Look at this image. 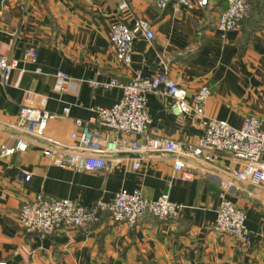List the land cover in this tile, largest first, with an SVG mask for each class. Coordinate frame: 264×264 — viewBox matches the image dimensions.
<instances>
[{"label":"crops","instance_id":"0c3cea01","mask_svg":"<svg viewBox=\"0 0 264 264\" xmlns=\"http://www.w3.org/2000/svg\"><path fill=\"white\" fill-rule=\"evenodd\" d=\"M120 1L0 0V53L15 61L9 82L0 78V147L19 138L27 142L24 150L0 154V262L264 264V181L255 185L234 178L230 169L239 163L234 158L222 155L209 162L181 152L120 150L107 156L105 168L73 170L43 155L46 137L74 142L75 118L87 119L96 106L120 98L119 86L100 83L112 77L126 81L137 72L165 71L187 89L188 100L200 85L210 88L203 114H176L169 108L170 96L148 92L150 136L185 146L197 142L205 118L239 127L249 114L258 116L264 129V0H246L249 14L239 29L227 31L217 27L225 0H208L205 6L192 0L190 7L177 9L172 2L159 8L153 0H126L120 8ZM140 17L150 21L154 35H137L125 64L111 46V26L117 20L131 26ZM29 47L36 50L35 61L25 56ZM58 70L69 77L62 90L55 88ZM26 100L52 113L44 136L10 125ZM176 157L184 162L185 175L174 169ZM24 172L30 174L27 179ZM222 179L231 184L227 196L246 212L248 242L212 227ZM121 187L139 188L148 198L168 194L180 205L178 216L147 214L128 227L103 213L88 227H60L46 235L27 231L18 221L22 202L38 193L91 204L111 200Z\"/></svg>","mask_w":264,"mask_h":264},{"label":"built area","instance_id":"2783aa9c","mask_svg":"<svg viewBox=\"0 0 264 264\" xmlns=\"http://www.w3.org/2000/svg\"><path fill=\"white\" fill-rule=\"evenodd\" d=\"M153 1L159 8H163L168 2H172L176 9L182 5L188 7L192 5V0ZM197 2L205 6L208 0H197ZM225 2V7L218 15L217 27L222 31L237 30L242 19L249 14L250 5L246 0H225ZM126 6V0L119 2L120 8ZM140 34L148 39L154 35L150 21L144 17L135 19L131 26L121 20L112 24L109 40L116 57L125 64H129L133 41ZM25 56L35 61V48H27ZM14 66V60L0 53V78L3 84L9 82ZM68 81L69 77L64 71L56 72L55 88L57 90L64 89ZM100 85L119 86L120 98L109 106H96L94 114L87 119L75 118L74 123L79 129L71 132L74 142L67 144L46 137L49 143L43 147L42 153L53 164L73 170L101 169L107 165V156L120 150L181 152L209 162L226 155L239 162L238 166L230 169L234 178L255 185L264 181V129L260 118L256 115H246L239 127L223 119L205 118L203 133L198 137L197 142L187 143L185 146L183 142L167 136L147 134L152 120L147 109L148 92L170 96L169 108L176 114L189 112L203 114V103L210 94V88L206 84L196 89L191 100L187 98V89L179 85L165 71H158L151 76H142L137 72L126 81L112 77L108 82L100 83ZM26 97L27 100L30 99L28 93ZM67 111L68 108L65 107L64 112ZM51 116L52 113L49 110L27 101L19 106L17 122L10 125L34 136H44L47 121ZM120 133H134L138 137H120L118 136ZM26 147L27 142L19 138L14 145H1L0 154L8 155L15 150H24ZM138 164L136 160L132 162L134 168ZM173 166L175 170L185 175L184 162L181 158L176 157ZM24 175L27 179L30 174L24 172ZM230 185L227 179L220 180L216 216L212 227L217 232L248 242L251 234L245 222L246 212L227 196ZM179 207L180 205L170 200L166 193L156 198H148L139 188L121 187L111 200L99 199L91 204H84L67 197L38 193L33 198L22 202L18 221L27 231L46 235L60 227H88L103 213L116 222L125 223L128 227L134 226L139 218L147 214L159 218H176ZM0 264H6V262H0Z\"/></svg>","mask_w":264,"mask_h":264}]
</instances>
